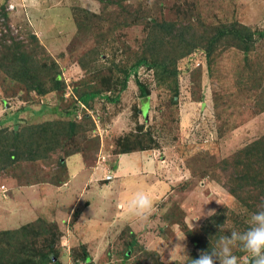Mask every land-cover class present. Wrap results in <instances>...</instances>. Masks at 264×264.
<instances>
[{"label":"rangeland","instance_id":"1","mask_svg":"<svg viewBox=\"0 0 264 264\" xmlns=\"http://www.w3.org/2000/svg\"><path fill=\"white\" fill-rule=\"evenodd\" d=\"M133 10L198 32L199 22H239L264 34V0H0V33L32 44L38 59L51 56L63 84L38 95L0 71V133L29 138L30 126L55 121H74L82 130L74 138H47L33 153L26 145L18 158L1 157L8 162L0 172V232L37 219L55 225L61 264H85L84 253L93 264H187L230 230L246 228L253 212L229 190L242 196L249 188L251 159L238 153L264 137V37L247 55L216 46L211 64L200 45L176 60L172 77L145 66L131 70L123 90L124 73L110 72L111 64L129 70L150 31L123 24ZM157 55L173 59L170 46ZM83 58L97 61L82 70ZM85 89L105 91L79 107L77 93ZM125 141L145 149L117 163V143ZM137 190L155 201L144 221L123 207ZM210 212L223 224L209 222Z\"/></svg>","mask_w":264,"mask_h":264},{"label":"trees","instance_id":"2","mask_svg":"<svg viewBox=\"0 0 264 264\" xmlns=\"http://www.w3.org/2000/svg\"><path fill=\"white\" fill-rule=\"evenodd\" d=\"M111 3L115 4L114 2ZM130 12L131 14L127 15L123 20L124 25L143 24L149 27L150 31H148V36L145 37L141 44V53L139 57L136 58L129 70L125 68L126 64H121V67L114 62L111 64L110 72L121 71L124 73L125 79L121 82L123 90L126 87V81L131 70L145 66L154 70V73L159 77H172L175 76L176 60L190 54L197 47H200V45L204 51L207 62L211 64L216 46L223 44L226 47L238 49L247 55L250 51L255 50L257 39L264 37V34H259V37H257L256 34L258 33L239 22L218 26H207L199 22L200 32H198L191 28V24L185 25L183 22H159V20L155 18L150 20L148 18H143L141 15H138L137 10ZM2 16L5 20L4 28L10 33V28L7 24L8 17L6 14ZM197 32L198 34H196ZM15 38L10 37L9 34L0 33V71L11 81L21 84L27 91L35 92L38 95H44L49 90L61 91L63 89V84L59 80L60 75L57 65L54 63L51 56L44 53L46 58L38 59L36 57V51H31L33 47L32 44L31 46L24 44ZM34 39L37 41L36 38ZM162 46L171 47L173 57L171 61L159 59L157 48ZM96 54L94 56H97ZM96 61L97 59H93L91 62L87 63L83 58L79 61V66L82 70H85V66L92 67V65L96 64ZM49 63L52 65L49 66ZM106 84H109L108 81ZM82 86H86V83L82 82L81 87ZM102 91L105 90L85 89L83 92L77 93L78 97L76 101L78 106L86 107L89 101L99 96ZM140 95L141 98L147 99L148 94L145 88H140ZM80 127L81 126L74 121H55L30 126L29 129L32 135H30L29 138H25V135H23L21 131H14L11 132V134L9 133V135H2V133H0V153H3L0 156V172L3 171L6 166L5 162H8L5 158L1 160L3 155L8 156L10 160L11 158L14 159L13 156L18 158V154L20 155L21 152H25L26 145L29 146L28 150L33 153L32 148L38 147L42 149L43 146L41 144H43V141L47 138H49L51 142L59 141V138L58 140L55 139L56 135H63V138L66 139L74 138L82 131L79 130ZM9 145L13 147V152L8 150ZM117 145L116 154L144 151L145 149L143 148V144L140 147L132 146L126 141L123 143L118 142ZM263 146L264 137H261L246 145L240 153H238V155L242 157L247 155L250 156L251 163L248 169H250V173L253 174L254 178L252 179L253 181L248 184L249 188L245 189L246 192L242 196L235 190H229L231 195L235 196L246 209L251 211H255L257 206L264 202V168L262 170V166L258 165L264 164V153L260 152ZM2 148H4L5 151H2ZM29 158H31V156ZM209 222L223 224L224 219L217 213L210 217ZM59 234L60 232L55 225L47 224L44 220L40 219L25 226L18 228L14 227L0 232V264H61L58 259L59 249L54 247L53 244L54 241H57V238L59 239ZM2 235L6 237H2ZM188 235L191 236L190 233H188ZM192 240L196 241L195 238H192ZM132 247L134 246L130 243L125 255H127L128 250H132ZM139 254H141L142 257L150 256V252L147 250H141ZM84 256L83 261L85 264H93L90 259L86 257L85 253ZM196 257L193 256L192 258ZM143 260L145 259L143 258ZM187 264H190V261Z\"/></svg>","mask_w":264,"mask_h":264},{"label":"clouds","instance_id":"3","mask_svg":"<svg viewBox=\"0 0 264 264\" xmlns=\"http://www.w3.org/2000/svg\"><path fill=\"white\" fill-rule=\"evenodd\" d=\"M124 210L138 220H147L153 212L155 201L147 190L135 191L125 202ZM209 214H214L210 212ZM186 253V246L181 245ZM244 254L248 264H264V202L257 206L243 230L233 229L230 234L221 236L212 251L201 250L196 258H190V264H244Z\"/></svg>","mask_w":264,"mask_h":264},{"label":"crops","instance_id":"4","mask_svg":"<svg viewBox=\"0 0 264 264\" xmlns=\"http://www.w3.org/2000/svg\"><path fill=\"white\" fill-rule=\"evenodd\" d=\"M134 155V154H133ZM123 156H129V155H126V154H124V155H122V154H119L118 156H117V158H118V162L117 163H121V161L123 160ZM120 159H122V160H120ZM115 170H117V172H118V175H119V173H122V170L120 169V166L119 167H117V169H115ZM90 179V178H89Z\"/></svg>","mask_w":264,"mask_h":264}]
</instances>
